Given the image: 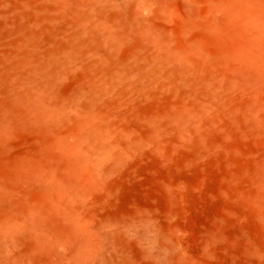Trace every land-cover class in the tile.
Instances as JSON below:
<instances>
[{"label": "rangeland", "instance_id": "1", "mask_svg": "<svg viewBox=\"0 0 264 264\" xmlns=\"http://www.w3.org/2000/svg\"><path fill=\"white\" fill-rule=\"evenodd\" d=\"M51 1L0 0L5 4L0 19L31 35L38 23L45 28H39L40 45L54 40L62 47V32L52 30L60 27L53 22L60 12ZM241 1L242 7L222 0L224 12L217 16L211 12L216 0H188L189 9L182 0H167L148 15L150 30L163 36L169 49L193 50L209 75L236 82L215 97L218 101L206 102L186 128L173 117L191 109L198 94L181 83L157 84L146 95L110 93L100 102L105 118L136 143L119 160L95 170L73 148L81 116L72 106L46 118L21 99L0 97V193L5 195L0 217L40 212L47 252L37 263L60 264L61 250H67L65 257L73 254L69 244L76 246L81 238L90 246L105 234L115 264H264V62L258 55L264 38L254 29L256 14L244 15L246 25L241 21L243 8L264 11V0ZM139 49L132 39L115 59L136 61ZM81 77L60 81L56 99L71 101ZM64 190L71 191V199L61 197ZM144 228L158 238L161 252L150 254L147 239L133 232ZM30 244L22 241L19 249L29 254Z\"/></svg>", "mask_w": 264, "mask_h": 264}, {"label": "bare ground", "instance_id": "2", "mask_svg": "<svg viewBox=\"0 0 264 264\" xmlns=\"http://www.w3.org/2000/svg\"><path fill=\"white\" fill-rule=\"evenodd\" d=\"M166 1L52 0L51 3H54V7L56 6L60 12V16L53 20L60 27H57V29L53 27L52 30L56 33L58 30L62 32V41L65 42L62 47L61 43L57 45L54 40H52L51 46L50 43L45 46L40 45L44 38L42 31L39 30L43 27L38 23L37 34L31 35L26 29H15L8 25L6 19H0V97L21 99L37 115L46 118L65 114L66 111L70 110L69 108L73 107L74 111H78L81 116L80 127L75 136L73 148L77 157L89 162L94 170L97 167H102L108 161L119 160L116 158L136 143L135 138L129 137L123 131H116L104 116L100 102L102 101L103 105L107 95L112 92L115 93L114 95L124 97V95L138 94L146 89H153L161 83L173 87L177 86L176 83H181L180 86H185L184 89L188 93L198 94L197 98L194 97V105L191 109L184 110L182 114L179 113L173 117L181 121V125L186 128L193 114L201 113L200 111L205 108L206 102H210L216 96H219L223 89L228 88L236 80L234 81L233 77L231 82L232 79L230 81L226 79L228 76L222 78L225 75L221 76L220 74L219 77L209 75L206 67H204L205 62L195 60L197 56L198 58L200 56L197 52L193 50L183 53L174 52L161 39L163 36H157L155 32L150 30L148 15L160 11ZM221 1L216 0L212 4V11L210 9L212 14L215 13L219 16L222 11L224 12V10L221 11ZM233 1L236 4L239 2V0ZM182 2L185 3L187 8L190 5L188 0H182ZM2 4L4 7L5 4L0 2V5ZM243 4L237 5L241 6ZM251 7L243 8L245 14H241L243 15L241 21H245L244 15L247 13V17H249V14H256L252 19L254 29L257 35L259 34V39H262L264 38V11L260 12L257 8L255 10L258 13H255V11L251 13V10L253 12ZM239 10L237 9L236 13ZM3 13H5V10H3ZM258 14L259 17H257ZM237 15L240 14L237 13L235 16L237 17ZM236 19V21L239 20ZM44 29L43 31H45ZM247 36L249 37L248 34ZM10 38H15L16 41H12ZM132 39L138 41L140 47L138 54L141 56L135 58L136 61L132 60L133 62H118L115 59L117 53ZM262 41L264 42V39ZM263 42H261V51H258L260 58L257 53H254L257 55L255 57H258L259 61L262 62H264ZM254 49L253 47L252 50ZM136 53L137 51L134 52L135 55ZM257 63L258 61L255 66L251 62L258 68L260 62L259 65ZM246 68L248 67L246 66ZM236 70L235 72L238 74ZM77 75L82 76L78 92L72 96L71 101L67 104L60 102L55 96L57 85L64 78ZM242 79L243 81L247 80L246 77ZM146 92L148 91L144 92L145 95ZM215 99L217 100V98ZM61 192L62 198H66L67 195L70 199L72 198L71 191L64 190ZM1 196L5 195L0 193V198H2ZM43 221L39 211L32 210L26 213L13 211L3 214L0 217V264H42L41 262L37 263L36 260L42 259L45 252H47V237ZM133 232H135L137 238L140 236L143 240L147 239V242H144L148 243L147 250L150 254L152 249L162 247L158 244L160 243L158 238L156 239V236L148 228L134 230ZM78 240L76 246H72L73 243H71L72 245L67 243L69 244L68 247L74 250L73 254L68 257L64 256L67 252L64 248L66 245H62L65 251L61 250L60 252H65L64 258L58 256L61 260L58 258L60 261L57 260V263H113L109 254L107 235H100L97 241L90 246H87L83 239L79 238ZM22 241L32 243L30 244V247L33 245L31 253H26L28 249L25 252L19 249ZM155 253L153 251V255Z\"/></svg>", "mask_w": 264, "mask_h": 264}]
</instances>
